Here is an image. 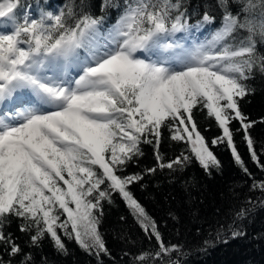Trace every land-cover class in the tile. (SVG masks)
<instances>
[{
	"label": "snow or ice",
	"instance_id": "6c2138e0",
	"mask_svg": "<svg viewBox=\"0 0 264 264\" xmlns=\"http://www.w3.org/2000/svg\"><path fill=\"white\" fill-rule=\"evenodd\" d=\"M231 3L239 10H231L230 0H217L220 27L210 39L189 44L177 34L214 24V16L205 11L192 25L182 0H129L101 44L103 17L78 14L69 5L33 18L21 0H0V264H13L18 255L20 264H35L8 230L13 221L30 249L49 239L68 255L66 238L97 258L110 256L100 226L114 194L157 242L158 250L142 252L138 264H180L172 258L180 246L165 242L130 190L144 179L126 171L143 156L144 144L153 146L158 161L145 174L178 173L195 159L211 175L222 167L211 143L227 145L252 177L234 141L231 124L238 121L235 131H243L252 161L264 171L249 131L255 122L240 108L254 94L249 81L264 75L256 40L264 43V0ZM70 67L79 69L76 78H69ZM197 107L207 110L222 135L206 140L194 119ZM164 129L187 145V154L165 160ZM251 188L264 196V180L253 179Z\"/></svg>",
	"mask_w": 264,
	"mask_h": 264
},
{
	"label": "trees",
	"instance_id": "16d2710c",
	"mask_svg": "<svg viewBox=\"0 0 264 264\" xmlns=\"http://www.w3.org/2000/svg\"><path fill=\"white\" fill-rule=\"evenodd\" d=\"M128 2L107 0L105 6V0H21V5L33 18H38L41 11L58 13L69 5L74 6L78 14L103 17L99 34L106 38L123 15ZM182 2L192 25L207 11L216 18L215 23L204 25L201 29L212 35L220 27L223 13L216 6L217 0ZM230 4L233 12L239 10V6L232 4L231 0ZM256 40L258 52L264 54V43L259 36ZM249 84L255 90L254 94L241 100L240 108L248 121L255 122L249 131L257 154L264 163V75L257 74ZM194 119L209 142L222 135V130L207 115L206 109H194ZM231 127L237 149L252 177L245 175L235 163L227 145L213 146L211 143L209 147L222 165L211 175L195 159L178 173L158 169L155 174H145V169L158 164L154 148L148 144L142 145L143 156L129 164L126 170L129 175L144 174V179L130 185V190L156 221L165 242L180 246L181 252L172 256L173 259L178 258L180 264H264V204L259 203L264 196L251 188L253 179L264 180V171L252 161L243 131H235L241 128L239 122L233 121ZM186 148L183 142L172 141L167 129L162 130L160 151L166 161L186 153ZM113 200L111 205L105 204L100 226L110 256L97 258L81 249L74 240L66 238L68 255L58 253L49 239L43 241L40 249H30L26 244L28 236L19 231L17 221H13L8 230L19 237L18 243L25 252L33 253L35 264H138L136 258L142 252L154 253L158 250L157 242L144 233L119 194H114ZM241 210H247L244 218L237 216ZM233 230L245 234L233 238ZM206 241L209 243L206 244ZM4 259L10 257L4 255ZM11 259L13 264H20L21 256ZM151 264H155L154 259Z\"/></svg>",
	"mask_w": 264,
	"mask_h": 264
},
{
	"label": "rangeland",
	"instance_id": "374dc122",
	"mask_svg": "<svg viewBox=\"0 0 264 264\" xmlns=\"http://www.w3.org/2000/svg\"><path fill=\"white\" fill-rule=\"evenodd\" d=\"M29 15L31 16V14H29ZM0 19H3V18H0ZM209 35L211 36V34L205 33L204 30L201 28H199V29L192 28L190 30V32L187 34L178 33L176 36V39H180L182 41H187V43H188V41H190L189 44L201 43V42H204L205 40L209 39L210 38ZM106 36H108V35L106 34ZM104 38L105 37H103L99 34V42L101 44H103L105 42ZM81 55H84L83 50H81ZM138 55H140V54L138 53ZM68 71H69V78H76L78 76L79 69L74 68V67H70V68H68ZM62 219H63V217H62Z\"/></svg>",
	"mask_w": 264,
	"mask_h": 264
},
{
	"label": "bare ground",
	"instance_id": "6f19581e",
	"mask_svg": "<svg viewBox=\"0 0 264 264\" xmlns=\"http://www.w3.org/2000/svg\"><path fill=\"white\" fill-rule=\"evenodd\" d=\"M190 41H188V43H189ZM68 74H69V71H68ZM7 103V102H6Z\"/></svg>",
	"mask_w": 264,
	"mask_h": 264
}]
</instances>
